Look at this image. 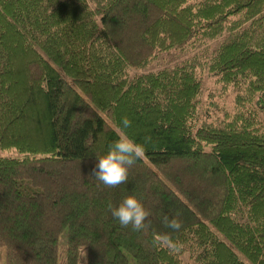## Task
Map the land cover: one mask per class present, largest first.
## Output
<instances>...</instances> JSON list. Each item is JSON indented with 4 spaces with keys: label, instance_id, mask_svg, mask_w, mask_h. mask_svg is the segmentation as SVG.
I'll return each mask as SVG.
<instances>
[{
    "label": "trees",
    "instance_id": "trees-1",
    "mask_svg": "<svg viewBox=\"0 0 264 264\" xmlns=\"http://www.w3.org/2000/svg\"><path fill=\"white\" fill-rule=\"evenodd\" d=\"M202 71L230 117L199 120ZM123 117L145 151L108 188L89 171ZM261 117L264 0H0L4 264H264ZM130 194L140 232L108 209Z\"/></svg>",
    "mask_w": 264,
    "mask_h": 264
},
{
    "label": "clouds",
    "instance_id": "clouds-1",
    "mask_svg": "<svg viewBox=\"0 0 264 264\" xmlns=\"http://www.w3.org/2000/svg\"><path fill=\"white\" fill-rule=\"evenodd\" d=\"M121 123L123 127L117 133L118 138L108 146L106 154L95 155L93 166L89 171L90 176L108 188H115L126 183L129 169L143 157L145 151L143 144L137 143L124 131L131 126V121L123 117ZM149 139L146 137V142ZM108 209L122 227L131 226L133 231L140 232L148 226L146 221L150 212L135 195L125 196L118 206L109 203ZM162 222L164 227L170 230L169 233L162 234V240L168 242V247L173 249L175 244L171 243L170 235L179 232L183 222L179 219V213L171 218L165 215Z\"/></svg>",
    "mask_w": 264,
    "mask_h": 264
},
{
    "label": "rangeland",
    "instance_id": "rangeland-1",
    "mask_svg": "<svg viewBox=\"0 0 264 264\" xmlns=\"http://www.w3.org/2000/svg\"><path fill=\"white\" fill-rule=\"evenodd\" d=\"M169 54L170 57L174 55ZM203 90L199 100V120H206L208 122H215L230 117L234 113V94L231 91L221 92L220 85L211 77H208L205 71L200 72ZM207 110V111H206ZM263 123L264 118H260ZM20 154L15 149H0V157H19ZM65 233L63 232L59 239L58 256L64 246ZM66 244V243H65ZM81 259V264H84L85 249L78 250V260ZM0 264H4V249L0 246ZM60 264H64L63 255L61 254Z\"/></svg>",
    "mask_w": 264,
    "mask_h": 264
}]
</instances>
